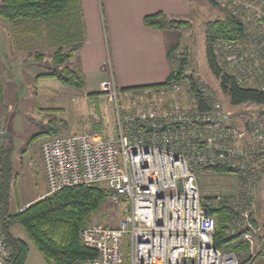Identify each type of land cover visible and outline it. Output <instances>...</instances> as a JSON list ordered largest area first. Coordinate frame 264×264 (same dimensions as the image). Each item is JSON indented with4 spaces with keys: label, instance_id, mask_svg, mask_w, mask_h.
Here are the masks:
<instances>
[{
    "label": "built area",
    "instance_id": "2783aa9c",
    "mask_svg": "<svg viewBox=\"0 0 264 264\" xmlns=\"http://www.w3.org/2000/svg\"><path fill=\"white\" fill-rule=\"evenodd\" d=\"M212 1L243 29L240 38L213 44L222 72L264 93V0ZM108 70L100 93L112 105L115 137L90 132L40 147L48 194L101 185L108 202L123 206L116 226L95 222L79 231L95 253L80 264H244L241 255L253 262L264 249V218L254 209L264 174V106L255 115L235 114L198 83L199 97L172 83L120 102ZM5 134L0 124V149ZM213 169L235 175L236 195L200 194L197 171ZM218 206L230 213L226 236L241 240L247 251L214 245L216 219L207 211ZM1 209L0 203V218ZM10 254L0 231V264H9Z\"/></svg>",
    "mask_w": 264,
    "mask_h": 264
},
{
    "label": "trees",
    "instance_id": "16d2710c",
    "mask_svg": "<svg viewBox=\"0 0 264 264\" xmlns=\"http://www.w3.org/2000/svg\"><path fill=\"white\" fill-rule=\"evenodd\" d=\"M212 4L216 5L212 0ZM102 10V0H99ZM0 18L8 22L12 48L18 51L30 49L34 43L54 48L46 58L44 53L34 52L32 63L45 71L38 74L35 81L53 78L62 86L80 89L84 80L79 68L71 67V60L85 42V26L80 0H0ZM143 24L156 30H181L190 27L186 19L170 17L162 12L147 15ZM241 25L227 15L207 23L205 53L210 72L218 81V86L231 107L249 105L264 106V93L243 88L232 77L222 72L213 51V44L219 40H236L241 37ZM181 36V35H180ZM181 37L169 47L167 56L171 72L167 79L149 87L124 89L122 92L137 89H155L172 83H187L189 90L198 96L195 79L185 73L186 60L179 57ZM183 53H181L182 55ZM178 56V57H177ZM92 94V95H100ZM4 102L2 70L0 68V105ZM238 112V111H237ZM245 111L242 115H255ZM53 125V124H52ZM58 129H52L50 138H55ZM213 172L229 173L225 169ZM12 151L0 149V203L2 215L0 231L10 247L9 264H25L29 247L25 240L11 233L13 225H19L28 241L37 249L46 264H80L95 257L79 238V231L90 223L106 201L108 191L101 185H80L68 187L43 197L27 206L24 210L8 213L11 185L13 180ZM216 219L214 245L217 248L233 250L237 253L247 251L242 241L226 236L229 211L222 206L207 211Z\"/></svg>",
    "mask_w": 264,
    "mask_h": 264
},
{
    "label": "rangeland",
    "instance_id": "374dc122",
    "mask_svg": "<svg viewBox=\"0 0 264 264\" xmlns=\"http://www.w3.org/2000/svg\"><path fill=\"white\" fill-rule=\"evenodd\" d=\"M188 1V15L182 19L188 20L190 27L174 31L176 38L171 41L174 44L181 37L178 56L186 60L185 73L192 76L207 92L213 93L227 110L235 114L242 115L241 113H245V111L253 113L260 110L249 105L231 107L228 99L220 92L218 81L209 70L205 53L207 23L222 18L225 14L218 5L212 4L209 0ZM43 44L41 40L25 51L12 48L8 22L0 18V68L4 95V102L0 105V124L6 131L5 144L2 149L12 151L14 171L8 207L9 214L24 210L27 207L24 204L31 200L42 199L50 195L46 190L43 178L40 147L45 141L54 137L48 136L52 129H58L56 137L90 132H100L109 138L115 137L112 105L107 98L90 95L94 99L87 101L83 94V88L65 87L53 78L35 81V77L45 71L32 63L34 52L44 53L49 59L55 50ZM181 53L183 54L181 55ZM77 63L75 56L71 60V67L77 68ZM109 68H111L110 60L106 58L102 63V70L109 73ZM181 85L182 88L188 86L187 83ZM140 90L138 89V91ZM154 90L143 89V93H154ZM117 91L120 102L124 95L130 96L131 93H137L136 90L128 91L130 94L121 90ZM96 97L100 101H97ZM196 177L199 192L204 198L233 196L239 190V181L233 173L200 170L197 171ZM263 207L264 174L260 178L254 199V209H257L256 212L260 218L264 211ZM122 214V205H114L106 200L98 212L91 216L90 223L97 222L116 226L121 220ZM11 233L13 236L25 240L29 246V255L25 264H45L36 247L28 241L19 225H13ZM259 256L250 264H258ZM247 260L246 256L241 255V261L244 264H248ZM261 262L264 264V258Z\"/></svg>",
    "mask_w": 264,
    "mask_h": 264
},
{
    "label": "crops",
    "instance_id": "0c3cea01",
    "mask_svg": "<svg viewBox=\"0 0 264 264\" xmlns=\"http://www.w3.org/2000/svg\"><path fill=\"white\" fill-rule=\"evenodd\" d=\"M80 3L85 42L76 57L87 101L94 99L90 95L101 92V84L108 79V74L102 70V63L106 58L110 60L117 90L149 87L167 79L171 72L167 52L175 44L171 43L176 38L175 30L148 28L143 24V18L162 12L182 19L188 15V0H102V10L99 0H80ZM8 42L7 38L9 46ZM141 91L143 92L137 89L135 92ZM99 96L105 98L102 94ZM95 99L100 101L98 97ZM38 199L31 200L24 206ZM256 211L255 208V214L260 218ZM263 218L262 213L260 220ZM263 258L264 250L258 258V264H263Z\"/></svg>",
    "mask_w": 264,
    "mask_h": 264
}]
</instances>
